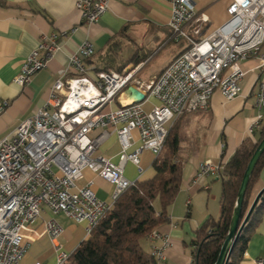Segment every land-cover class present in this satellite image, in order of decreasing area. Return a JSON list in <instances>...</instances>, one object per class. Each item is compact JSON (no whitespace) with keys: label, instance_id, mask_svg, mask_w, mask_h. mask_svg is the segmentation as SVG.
Returning <instances> with one entry per match:
<instances>
[{"label":"built area","instance_id":"1","mask_svg":"<svg viewBox=\"0 0 264 264\" xmlns=\"http://www.w3.org/2000/svg\"><path fill=\"white\" fill-rule=\"evenodd\" d=\"M109 1L76 0L75 6L82 21L90 25L109 10ZM165 1L169 3L168 41L182 42V49L156 77L146 82L138 79L139 66L120 72L86 66L84 61L95 54V47L85 39L70 54L67 67L59 71L45 103L23 119L12 136L0 139V264H20L28 243L42 234L52 244L56 264H63L70 252L58 242L61 225L52 217L43 220L41 233L32 228L44 208L84 224L89 235L117 197L135 185L136 180L124 175L127 162L140 171L142 151L159 154L174 120L184 113L207 110L214 91L226 100L237 97L244 60L257 57L259 66H264L260 54L264 0H230L225 21L208 32L203 30L207 18L197 13L192 0ZM57 39L56 33L42 37L22 61L16 84H28L46 66L59 49ZM130 87L157 103L149 110L142 105L144 99L107 108ZM255 99L264 111V80ZM7 105V100L0 102V114ZM262 117L255 118L249 133L260 127ZM95 129L100 132L92 136ZM133 131L139 141L134 148ZM112 134L121 147L117 162L97 154L99 145ZM85 169L112 184L109 202L97 197L92 180H84ZM221 169V164L202 160L193 182L204 175L218 176ZM147 238L155 264H166L169 233L153 229Z\"/></svg>","mask_w":264,"mask_h":264},{"label":"crops","instance_id":"2","mask_svg":"<svg viewBox=\"0 0 264 264\" xmlns=\"http://www.w3.org/2000/svg\"><path fill=\"white\" fill-rule=\"evenodd\" d=\"M192 1L197 13L207 18L203 27L205 32L227 18L230 0ZM75 2L0 0V102L8 101L0 114V139L12 136L17 125L45 103L59 71L67 67L70 54L85 39L93 43L96 53L90 60L84 61L86 66L95 67L96 55L103 53L110 41L118 40L120 52L128 47V57L124 60L126 66L122 70L139 66L136 77L145 82L156 77L182 49V42L168 41L169 3L165 0H110L109 10L90 25L82 21ZM52 33L58 35L59 49L46 61L44 68L31 76L28 84L19 86L14 79L19 74L22 61L37 47L43 36ZM40 54L43 55L44 51H40ZM260 54L264 56V43ZM158 56L159 62L153 72L139 77L138 73L147 66L148 61ZM242 66L245 74L240 81L241 93L237 97L226 100L218 91H214L209 108L192 113L186 121L187 141L184 145L186 149H189L188 145L193 147L194 153L190 154L183 165L180 189L167 208L169 220L158 227L160 232L170 235L171 245L164 251L166 264H192V240L196 237V230L207 219L219 216H216L218 209L212 203L214 196L211 190L216 182L221 184V178L209 174L193 182L198 163L210 159L223 166L244 139L257 138L260 128L251 133L249 128L259 114H263L261 122L264 123V111L257 107L255 99L259 83L264 80V66H259L257 57L244 60ZM130 93V89L123 92L107 108L135 101L134 95ZM156 103L157 100L151 96H146L142 101L146 110ZM99 132V129H95L91 135L95 136ZM133 136L135 142L132 148L139 144L136 131H133ZM120 150L117 136L112 134L99 145L97 154L117 162ZM155 157L151 151L143 150L140 154V171L133 163L127 162L123 171L125 177L130 180L152 177ZM84 180L93 181V189L98 198L110 201L113 189L110 182L87 169L84 170ZM263 186L264 164L257 175L255 195ZM52 217L63 228L58 242L66 251L72 252L88 237L84 224L75 223L61 212L52 215L47 208L43 209L41 217L32 224V228L41 233L43 220ZM158 243L156 240L155 244ZM151 244L147 238L142 241L143 248L148 252ZM259 259L264 264V210L239 264H259ZM35 262L56 264L52 244L45 234L28 243L20 264Z\"/></svg>","mask_w":264,"mask_h":264},{"label":"trees","instance_id":"3","mask_svg":"<svg viewBox=\"0 0 264 264\" xmlns=\"http://www.w3.org/2000/svg\"><path fill=\"white\" fill-rule=\"evenodd\" d=\"M120 47L118 40L110 41L106 50L96 55L95 70L121 71L126 62L120 57ZM192 113L180 115L170 126L164 145L153 160V176L136 180L134 186L122 192L113 202L111 209L91 229L88 237L69 253L63 264H155L150 252L143 248L142 241L151 230L158 229L169 220L167 208L180 189L183 165L190 154L194 153L193 147L188 145L189 149H186L184 145L187 141L186 121ZM259 128L257 138L244 139L220 170V213L218 218L207 219L196 230V237L192 240V264H214L216 261L228 233L245 167L264 136V123ZM263 164L264 152L250 175L242 201L240 221L255 195L257 175ZM156 199L159 202L157 207L154 204ZM263 210L264 192L235 241L228 264H239Z\"/></svg>","mask_w":264,"mask_h":264},{"label":"water","instance_id":"4","mask_svg":"<svg viewBox=\"0 0 264 264\" xmlns=\"http://www.w3.org/2000/svg\"><path fill=\"white\" fill-rule=\"evenodd\" d=\"M131 91V94L134 95L135 101H141L144 99V94L138 90H136L133 87L129 88ZM264 152V136L260 139L258 142L256 148L254 149L246 167L244 170V173L241 178L240 186L237 192V198L235 202V206L233 209V213L230 219L229 229L228 233L220 247L218 256L216 258V261L214 264H228L230 254L233 250V245L235 241L237 240L238 236L240 235L241 231L243 230L245 224L250 219V216L256 207L257 203L259 202L263 192H264V186L256 193L254 196L249 209L247 210L246 214L244 215L243 219L240 221L241 217V207H242V201L245 194V190L248 185V181L250 178V175L259 159L261 154Z\"/></svg>","mask_w":264,"mask_h":264},{"label":"rangeland","instance_id":"5","mask_svg":"<svg viewBox=\"0 0 264 264\" xmlns=\"http://www.w3.org/2000/svg\"><path fill=\"white\" fill-rule=\"evenodd\" d=\"M119 54H120L121 59L122 60H125L128 57V47H126V48L124 47ZM158 62H159V56L158 57H155L153 60L148 61L147 66H145L144 69H142L138 73L139 77L147 76L148 74H150L151 72H153V68L156 66V64ZM110 70H113V69H110ZM91 75H93L92 72H91ZM211 194L214 196L213 198L215 199V200L213 199L212 203H213V205L215 203V206H217L218 214L216 216H218L219 215V212H220V203H219V198H220V194H221V184H220V182H216L215 183V185L213 186V188L211 190ZM253 198H252V200H253ZM154 204H155L156 207L159 205L158 199L155 200ZM213 216H215V215H213Z\"/></svg>","mask_w":264,"mask_h":264}]
</instances>
